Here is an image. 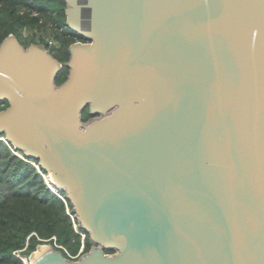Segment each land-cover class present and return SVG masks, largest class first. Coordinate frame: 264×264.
Listing matches in <instances>:
<instances>
[{
  "label": "water",
  "instance_id": "obj_1",
  "mask_svg": "<svg viewBox=\"0 0 264 264\" xmlns=\"http://www.w3.org/2000/svg\"><path fill=\"white\" fill-rule=\"evenodd\" d=\"M64 12L85 41L58 84L49 49L0 42V135L92 242L77 259L37 245L30 264H264V0Z\"/></svg>",
  "mask_w": 264,
  "mask_h": 264
},
{
  "label": "trees",
  "instance_id": "obj_2",
  "mask_svg": "<svg viewBox=\"0 0 264 264\" xmlns=\"http://www.w3.org/2000/svg\"><path fill=\"white\" fill-rule=\"evenodd\" d=\"M64 7L65 0H0V42L10 33L21 36L23 29L51 27V32L59 43L54 56L62 63L56 78L57 84L66 78L68 72L66 62L69 44L75 41L76 36L85 41L84 37L66 25ZM59 26H64L76 36H65L59 31ZM22 42L25 46L30 43ZM7 104L6 100L0 101V109ZM83 111L86 116L83 119L86 120L90 117L88 108ZM0 136L4 137L3 134ZM1 139L0 264H24L20 257H28L42 243L52 244L66 256L68 250L76 253L81 240L67 212V207L72 210V206L65 197V192L52 184L49 175L46 176L48 185L45 183L41 168L35 166L38 160L17 156L11 150L13 147ZM84 232L86 252L92 242ZM59 245L66 248L67 252ZM15 252H19L20 257Z\"/></svg>",
  "mask_w": 264,
  "mask_h": 264
},
{
  "label": "rangeland",
  "instance_id": "obj_3",
  "mask_svg": "<svg viewBox=\"0 0 264 264\" xmlns=\"http://www.w3.org/2000/svg\"><path fill=\"white\" fill-rule=\"evenodd\" d=\"M21 34H22L21 36L23 37V39L24 38L26 39L25 41H29L30 43L35 42L38 44H42L47 49L51 46L57 45V43H58V40L55 38V36L51 32L50 26L23 29ZM21 36L18 34L19 39L21 38ZM32 36H33V41H31ZM48 45H49V47H48ZM0 138H2V136H0ZM1 140H3V139H1ZM41 174L43 176L45 183L47 184L46 176L48 175V173L41 172ZM46 244H50V243H42V244H38V245H46ZM68 252H69V254L75 256L74 259H77L76 255H77L78 251L76 253H71V251L68 250ZM24 260L29 262L30 261L29 256L24 257Z\"/></svg>",
  "mask_w": 264,
  "mask_h": 264
},
{
  "label": "built area",
  "instance_id": "obj_4",
  "mask_svg": "<svg viewBox=\"0 0 264 264\" xmlns=\"http://www.w3.org/2000/svg\"><path fill=\"white\" fill-rule=\"evenodd\" d=\"M2 139L5 141V137H2ZM11 150H12L13 153H15L17 156H19V157H21V158H24V156H23V154H22L21 152L16 151V150H14L13 148H11ZM33 164H35V163H33ZM35 165H36V167L38 168V165H37V164H35ZM47 185H48V182H47ZM50 189H51V188H50ZM51 190H53V189H51ZM53 191H54V192H57L56 190H53ZM67 212H68L69 216L71 217L72 225H73V227H74V230L77 232V234L80 235L81 245H80V248H79V250H78V252H77V255H76V258H78L79 256H81V255L85 252V250H84V249H85L84 239H85V235H86V234H85V232L82 230V228L80 227L79 222H78V220L76 219L74 212H73L72 210H70L68 207H67ZM59 246L62 247V248L67 252L66 248H64V247L61 246V245H59ZM15 255L18 256V257H20L19 252H15ZM67 255H68L67 257H69V258H71V259H74V258H75V256L69 254L68 252H67ZM20 258L23 260V263H24V264H30V262L24 260V257H20Z\"/></svg>",
  "mask_w": 264,
  "mask_h": 264
},
{
  "label": "flooded vegetation",
  "instance_id": "obj_5",
  "mask_svg": "<svg viewBox=\"0 0 264 264\" xmlns=\"http://www.w3.org/2000/svg\"><path fill=\"white\" fill-rule=\"evenodd\" d=\"M65 17H66V15H65ZM59 31H61V33L64 34L65 36H69V35H71V34L73 35V33H71V31L66 30V28H65L64 26H59ZM73 36H76V35H73ZM17 37H18V36H17ZM75 38H76L75 41H82L81 39H79L78 36H76ZM18 39H19V37H18ZM19 40H20V42H21L23 45H25V44L22 42V40L25 41V38L23 39V37L21 36V38H20ZM75 41H73V42H75ZM46 44H47V43H46ZM48 47H49V45H48ZM58 48H59V43H57V45H55V46H51V47H49L48 49L50 50L51 54L54 56V55L57 53ZM54 57H55V56H54Z\"/></svg>",
  "mask_w": 264,
  "mask_h": 264
},
{
  "label": "bare ground",
  "instance_id": "obj_6",
  "mask_svg": "<svg viewBox=\"0 0 264 264\" xmlns=\"http://www.w3.org/2000/svg\"><path fill=\"white\" fill-rule=\"evenodd\" d=\"M50 177V176H49ZM50 179H51V177H50ZM51 182H52V180H51ZM52 184H53V182H52ZM55 187H56V185L55 184H53ZM42 247H45L44 245H40V246H38V250L40 249V248H42ZM35 253V252H34Z\"/></svg>",
  "mask_w": 264,
  "mask_h": 264
}]
</instances>
